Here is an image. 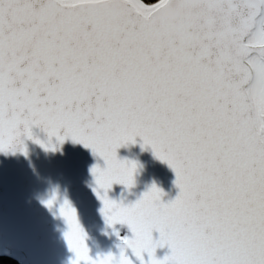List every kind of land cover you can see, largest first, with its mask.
I'll list each match as a JSON object with an SVG mask.
<instances>
[{
  "label": "snow or ice",
  "instance_id": "obj_1",
  "mask_svg": "<svg viewBox=\"0 0 264 264\" xmlns=\"http://www.w3.org/2000/svg\"><path fill=\"white\" fill-rule=\"evenodd\" d=\"M22 137L46 151L70 138L105 162L93 191L132 235L93 258L65 199L71 264H264V0H0V153L27 155ZM137 138L174 170V200L155 185L109 198L134 186L117 149Z\"/></svg>",
  "mask_w": 264,
  "mask_h": 264
},
{
  "label": "water",
  "instance_id": "obj_2",
  "mask_svg": "<svg viewBox=\"0 0 264 264\" xmlns=\"http://www.w3.org/2000/svg\"><path fill=\"white\" fill-rule=\"evenodd\" d=\"M31 131L34 138L47 142L42 128L33 126ZM22 139L27 155L19 151L14 155L0 153V254L6 250L21 264H71L74 254L64 238L67 225L59 215V205L67 199L77 210L90 255L96 258L111 252L118 257L124 247L121 238L131 237L132 233L127 225L109 227L101 212L103 205L93 191L90 169L97 164L105 167L104 160L70 138L56 151H46L34 140ZM141 144L137 138V143L117 149L118 158L135 161L138 167L134 186L129 189L114 184L109 198L129 205L155 185L162 190L164 203L174 200L179 193L174 170L157 159L150 147L142 148ZM53 192L58 194V200L49 209L43 202ZM117 232H122V237ZM153 235L159 238L158 233ZM126 254L130 255V250ZM165 255H170L167 245L156 249L158 259Z\"/></svg>",
  "mask_w": 264,
  "mask_h": 264
},
{
  "label": "trees",
  "instance_id": "obj_3",
  "mask_svg": "<svg viewBox=\"0 0 264 264\" xmlns=\"http://www.w3.org/2000/svg\"><path fill=\"white\" fill-rule=\"evenodd\" d=\"M0 264H21L18 259L7 256L4 254H0Z\"/></svg>",
  "mask_w": 264,
  "mask_h": 264
},
{
  "label": "rangeland",
  "instance_id": "obj_4",
  "mask_svg": "<svg viewBox=\"0 0 264 264\" xmlns=\"http://www.w3.org/2000/svg\"><path fill=\"white\" fill-rule=\"evenodd\" d=\"M119 233V236L118 237H122V232H118ZM20 262V261H19Z\"/></svg>",
  "mask_w": 264,
  "mask_h": 264
}]
</instances>
